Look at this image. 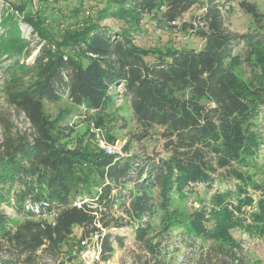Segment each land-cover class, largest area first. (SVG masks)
<instances>
[{
	"label": "trees",
	"instance_id": "trees-1",
	"mask_svg": "<svg viewBox=\"0 0 264 264\" xmlns=\"http://www.w3.org/2000/svg\"><path fill=\"white\" fill-rule=\"evenodd\" d=\"M0 2V94L31 130L30 140L5 136L0 144V264L56 256L54 246L73 227L82 239L98 235L101 254L109 255L113 243L124 241L110 230L131 228L132 238L143 241L156 211L178 215L175 203L189 198L198 201L189 223L206 236L222 238L234 227L246 228L249 236L264 234V187L246 182L243 172L258 162L254 132L264 108V13L240 3L255 30L235 36L225 30L216 0L200 6L195 0H111L103 16L123 24L113 30L89 23L65 50L29 12L31 0ZM195 6L201 13L180 22ZM21 15L37 39L34 47L21 36L14 18ZM144 16L160 30L190 34L201 47L137 46L128 29H137ZM241 44L243 60L234 54ZM63 97L95 113L98 129L107 109L125 102L141 128L136 139L159 129L165 156L67 149L60 141L71 132L63 126L69 114L58 121L43 111L44 103ZM3 207L23 221L12 222ZM52 213V222L38 219Z\"/></svg>",
	"mask_w": 264,
	"mask_h": 264
},
{
	"label": "rangeland",
	"instance_id": "rangeland-1",
	"mask_svg": "<svg viewBox=\"0 0 264 264\" xmlns=\"http://www.w3.org/2000/svg\"><path fill=\"white\" fill-rule=\"evenodd\" d=\"M109 1L111 0H45L39 3L31 0L29 12H32V16L40 17L48 34L58 44H62L60 45L62 48L68 50L76 39L83 36L89 23L96 22L104 28L113 30L123 24L122 21L103 16V10ZM195 1L197 6H200L203 0ZM216 1L222 5L224 27L229 34L241 36L254 33L255 25L252 18L239 4L249 3L264 13V0ZM4 6L8 8L6 4ZM197 6L184 15L180 22H188L190 16L200 14L201 10ZM2 9L3 7H0V15ZM14 18L21 29V36L30 40L31 47H34L37 39L34 35L31 36V28L22 22L23 15ZM1 31L0 28V33ZM128 32L134 43L142 48L164 51L183 46L193 49L201 47V42L190 34H183L178 29H158L148 16L142 18L137 29L130 28ZM234 54L243 60L246 56L245 46L239 45ZM2 80L0 70V84ZM43 111L51 120L58 121L69 114L63 126L71 128V132L60 141L67 149L78 148L92 153L101 148L99 139L107 144L105 132H108L114 142L113 145H107L117 154L125 157L142 154L165 156L164 141L159 137V129L153 128L148 131L145 138L136 139L141 133V128L136 125L128 105L123 101L117 100L107 109L103 129H98L94 125L95 113L82 107H75L66 97L57 103H44ZM123 123L125 127L120 128ZM255 126L257 128L254 136L260 142L257 151L258 162L243 171L244 179L249 184L264 187V108L257 117ZM5 136L11 138L25 136L30 140L31 130L24 114L11 107L0 94V144ZM124 148H127L126 153H123ZM210 194H205L204 197L208 198ZM197 208V199L189 198L187 201L175 203L174 209L179 216L156 211L150 219L148 234L140 242L132 238L131 228L110 230L113 235L123 237L124 241L121 245L113 243V252L109 255L101 254L96 243L98 235L93 234L82 239L80 228L73 227L72 234L54 246L56 256L40 255L34 264H184L182 262H186L188 258L194 259V264H264V234L249 236L246 228L237 230L234 227L228 228L222 238L206 236L201 229L196 230V227L189 223L191 214ZM244 210L250 213L249 209ZM3 211L11 217L12 222L23 221L15 217L11 209L3 207ZM53 218L54 213L38 219L52 222ZM186 223L188 224L185 225ZM103 234L104 231L101 236ZM81 241H86V247L80 245Z\"/></svg>",
	"mask_w": 264,
	"mask_h": 264
},
{
	"label": "built area",
	"instance_id": "built-area-1",
	"mask_svg": "<svg viewBox=\"0 0 264 264\" xmlns=\"http://www.w3.org/2000/svg\"><path fill=\"white\" fill-rule=\"evenodd\" d=\"M99 146L104 149L106 152L108 153H113V151L111 150V148L105 144L101 139L98 140ZM80 245L86 247V241H81Z\"/></svg>",
	"mask_w": 264,
	"mask_h": 264
}]
</instances>
